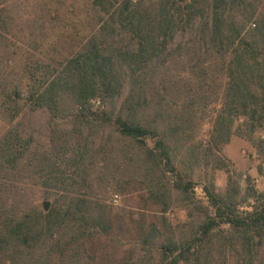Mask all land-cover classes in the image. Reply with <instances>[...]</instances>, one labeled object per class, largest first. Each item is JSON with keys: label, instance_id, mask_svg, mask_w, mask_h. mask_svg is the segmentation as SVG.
I'll return each instance as SVG.
<instances>
[{"label": "trees", "instance_id": "obj_1", "mask_svg": "<svg viewBox=\"0 0 264 264\" xmlns=\"http://www.w3.org/2000/svg\"><path fill=\"white\" fill-rule=\"evenodd\" d=\"M0 122V264H264V191L194 195L233 136L264 151V0H0Z\"/></svg>", "mask_w": 264, "mask_h": 264}, {"label": "rangeland", "instance_id": "obj_2", "mask_svg": "<svg viewBox=\"0 0 264 264\" xmlns=\"http://www.w3.org/2000/svg\"><path fill=\"white\" fill-rule=\"evenodd\" d=\"M250 26V24H249ZM201 120H205L201 118ZM206 124L198 125L196 132L200 136L206 135L209 124L208 120L202 121ZM21 127L27 130L26 132L34 133L36 137V144L42 143L45 145L48 142L46 136V122L42 115L26 114L21 118ZM5 125L0 122V132L5 130ZM257 139L264 140V126L259 128L255 132ZM222 159L224 161V167L222 169L198 168L195 175L196 187L194 189L195 197L202 202H207V198L204 191V185L208 182L210 176H213L215 183L219 190H224L227 185L228 175L231 174L236 180L240 182L242 187V196L246 197V187L248 186V178L251 179L252 184L259 191H264V151L257 150L252 142L247 138L241 136H233L231 140L223 146ZM171 176V175H170ZM28 181L29 194L27 198L29 201H37L44 206L45 201H51L44 197L43 188L36 185V182L32 179ZM117 195V197H116ZM124 199L121 194H115L111 201L120 204ZM246 199V198H245ZM251 199L241 201V211L245 212L250 207ZM50 206V205H49ZM169 218L172 222L176 223L186 219V211L183 209V203L176 201L169 210ZM164 264H170V260L164 262Z\"/></svg>", "mask_w": 264, "mask_h": 264}, {"label": "water", "instance_id": "obj_3", "mask_svg": "<svg viewBox=\"0 0 264 264\" xmlns=\"http://www.w3.org/2000/svg\"><path fill=\"white\" fill-rule=\"evenodd\" d=\"M49 205H50V202L49 201H45L44 202V209L47 211L49 209Z\"/></svg>", "mask_w": 264, "mask_h": 264}, {"label": "built area", "instance_id": "obj_4", "mask_svg": "<svg viewBox=\"0 0 264 264\" xmlns=\"http://www.w3.org/2000/svg\"><path fill=\"white\" fill-rule=\"evenodd\" d=\"M116 197H117V195H116Z\"/></svg>", "mask_w": 264, "mask_h": 264}]
</instances>
